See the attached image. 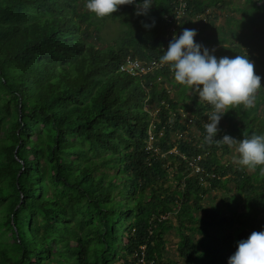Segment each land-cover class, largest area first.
<instances>
[{"label": "trees", "instance_id": "1", "mask_svg": "<svg viewBox=\"0 0 264 264\" xmlns=\"http://www.w3.org/2000/svg\"><path fill=\"white\" fill-rule=\"evenodd\" d=\"M176 1L97 18L85 0H0V264H227L264 227V166L223 161L228 145L204 143L212 107L166 65L119 70L126 57L159 62ZM185 2L177 35L194 28L261 77L254 106L229 108L214 138L264 134V4ZM213 8L227 12L218 25ZM106 18L124 31L103 45ZM211 190L222 207L203 203Z\"/></svg>", "mask_w": 264, "mask_h": 264}, {"label": "clouds", "instance_id": "2", "mask_svg": "<svg viewBox=\"0 0 264 264\" xmlns=\"http://www.w3.org/2000/svg\"><path fill=\"white\" fill-rule=\"evenodd\" d=\"M257 3L264 4V0H257ZM120 5H132L133 13L142 16L147 15L152 6L151 0H85L84 7L102 18ZM154 24V20L142 22V27L148 29ZM195 36L194 28H183L179 35L173 32L166 50L162 49L159 65H166L177 83L188 86L198 100L212 107L213 111L207 114L204 143L218 140L234 147L237 163L241 166H264V134H251L240 139L224 134L219 139L214 138L218 122L229 108L254 106L256 92L262 87L261 77L254 72L248 56L217 57L214 47H205L194 40ZM227 264H264V227L238 239L235 250L227 257Z\"/></svg>", "mask_w": 264, "mask_h": 264}, {"label": "rangeland", "instance_id": "3", "mask_svg": "<svg viewBox=\"0 0 264 264\" xmlns=\"http://www.w3.org/2000/svg\"><path fill=\"white\" fill-rule=\"evenodd\" d=\"M236 2L240 1V0H235ZM210 10H214V24L218 25L220 23L223 22L224 19V15L225 12L224 10H216V9H210ZM196 26H201V22L198 20V22H196ZM124 27L122 25L119 24L118 20H111L106 18L105 20H103L101 26H100V31H99V35H100V40H101V44L105 45L111 42H114L115 40H117L118 38H120V36L123 34L122 32ZM97 43H99V41H96ZM223 121H219L217 128H221L223 126ZM191 132L193 131V128L190 129ZM179 136V134L174 135V137ZM237 159H238V155L234 150V147H229V152L224 155L223 157V161L228 160L231 163H234L235 165L239 164L237 163ZM223 196V193L220 192V190H211L209 192V194L205 197V200L203 201L204 204H218L222 207L221 203H220V199ZM240 206V204H236V207L238 208ZM177 237L174 235L173 232H169L166 234V246L168 247V255L173 258L176 259V253H175V243L177 241L176 239Z\"/></svg>", "mask_w": 264, "mask_h": 264}, {"label": "built area", "instance_id": "4", "mask_svg": "<svg viewBox=\"0 0 264 264\" xmlns=\"http://www.w3.org/2000/svg\"><path fill=\"white\" fill-rule=\"evenodd\" d=\"M172 12L169 15H164L165 24L167 25L166 34L170 35L176 30V26L185 15L186 2L185 0H177ZM160 67L159 62L155 59H151L148 62H142L137 58L126 57L119 65V70L126 72L132 76L143 75L156 68ZM151 138V137H150ZM141 249L144 246L140 247ZM142 261V259H140Z\"/></svg>", "mask_w": 264, "mask_h": 264}]
</instances>
